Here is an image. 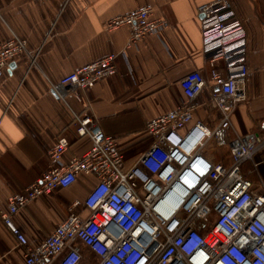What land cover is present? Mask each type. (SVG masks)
Returning a JSON list of instances; mask_svg holds the SVG:
<instances>
[{
    "label": "built area",
    "instance_id": "1",
    "mask_svg": "<svg viewBox=\"0 0 264 264\" xmlns=\"http://www.w3.org/2000/svg\"><path fill=\"white\" fill-rule=\"evenodd\" d=\"M197 10L209 79L199 70L180 79L183 101L148 120L151 142L143 152L128 162L112 136L88 115L74 114L76 135L87 136L89 148L63 163L69 141L57 137L48 150L49 167L22 192L8 197L0 218L24 248L25 264H81L82 245L96 257L87 264H264V181L258 172L264 156L260 162L255 159L264 151V133L233 129L227 142L232 125L220 102V95L233 105L248 102L246 31L229 0L200 4ZM151 12L149 4L139 6L109 18L104 27L111 31L126 26L129 46L168 26ZM21 55L33 61L25 39L12 34L0 43V76ZM116 57L109 53L78 66L51 87L65 102L68 94L77 95L116 73ZM217 61L223 63L224 74L214 68ZM204 88L221 119L213 127L196 121L181 132ZM246 162L257 181L241 171ZM79 173L97 179L83 200L87 213L71 210L39 244L30 245L13 215L32 199L71 185Z\"/></svg>",
    "mask_w": 264,
    "mask_h": 264
},
{
    "label": "crops",
    "instance_id": "2",
    "mask_svg": "<svg viewBox=\"0 0 264 264\" xmlns=\"http://www.w3.org/2000/svg\"><path fill=\"white\" fill-rule=\"evenodd\" d=\"M211 1L0 0V43L15 34L26 40V49L33 56V61L27 55L15 58L13 67L0 76V211L7 209L11 194L22 192L49 167L48 150L57 137L69 141L63 163L89 148L91 140L76 135L74 114L88 115L112 136L128 162L143 152L151 142L146 132L148 120L183 101L180 79L194 70L209 79L211 67L201 52L197 7ZM229 1L246 31L249 72L244 84L247 103L233 105L220 95L232 125L227 142L233 138V129L240 134L264 133V0ZM148 4L151 17L168 23L160 32L127 46L126 26L105 29L109 18ZM109 53L117 54L116 73L77 95L68 94L65 102L57 97L53 83ZM214 68L224 74L221 61ZM221 117L204 88L195 99L191 121L181 132L196 121L213 127ZM263 156L264 151L258 153L256 161ZM244 165L245 174L257 181L255 171L248 173L251 163ZM258 172L264 181L263 163ZM96 183L93 175L79 173L71 185L32 199L13 215V222L30 245H37L71 210L87 213L83 200ZM81 249L85 259L81 264L96 259L85 246ZM0 264H25L24 248L1 218Z\"/></svg>",
    "mask_w": 264,
    "mask_h": 264
},
{
    "label": "trees",
    "instance_id": "3",
    "mask_svg": "<svg viewBox=\"0 0 264 264\" xmlns=\"http://www.w3.org/2000/svg\"><path fill=\"white\" fill-rule=\"evenodd\" d=\"M244 164H246V163H244ZM244 164H243V165H244ZM243 165H242L241 171L244 173V175H245L247 178L250 179V177H248V176L246 175L247 173H246L245 171H243V170H244V169H243V168H244ZM244 166H245V165H244ZM245 173H246V174H245ZM248 173H249V174H253V173H254V170L252 169V167L249 168Z\"/></svg>",
    "mask_w": 264,
    "mask_h": 264
},
{
    "label": "water",
    "instance_id": "4",
    "mask_svg": "<svg viewBox=\"0 0 264 264\" xmlns=\"http://www.w3.org/2000/svg\"><path fill=\"white\" fill-rule=\"evenodd\" d=\"M13 65H14V64H13V63H11V64H10V68H11V67H13Z\"/></svg>",
    "mask_w": 264,
    "mask_h": 264
},
{
    "label": "rangeland",
    "instance_id": "5",
    "mask_svg": "<svg viewBox=\"0 0 264 264\" xmlns=\"http://www.w3.org/2000/svg\"><path fill=\"white\" fill-rule=\"evenodd\" d=\"M81 251L83 252V250L81 249Z\"/></svg>",
    "mask_w": 264,
    "mask_h": 264
}]
</instances>
